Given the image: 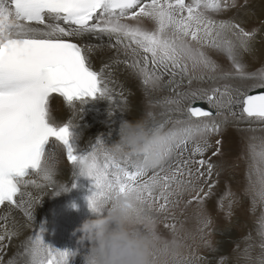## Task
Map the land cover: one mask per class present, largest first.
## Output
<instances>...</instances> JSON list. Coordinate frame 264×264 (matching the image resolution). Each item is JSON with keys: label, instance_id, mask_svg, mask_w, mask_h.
Returning <instances> with one entry per match:
<instances>
[{"label": "snow or ice", "instance_id": "1", "mask_svg": "<svg viewBox=\"0 0 264 264\" xmlns=\"http://www.w3.org/2000/svg\"><path fill=\"white\" fill-rule=\"evenodd\" d=\"M235 6L236 0H0V209L5 210L0 216V253L25 227L11 218L13 208L22 210L29 222L36 219L34 204L39 198L27 189L57 183L61 150L72 166L73 183L53 188L54 195L70 192L79 187L80 177H89L94 182L89 206L98 214L106 209L94 204L132 195L150 204L164 221L175 220L171 208L184 196L189 197L187 205H204L212 197V177L220 165L211 157L222 154V142L213 143L211 136L222 131L229 115L264 123V91L249 94L264 89V67L248 71L242 58L254 51L257 30L215 18ZM86 36L101 42L84 41ZM105 48L115 56L96 70L92 57ZM205 49L223 54L231 69L223 70ZM120 64L146 89L167 88L174 94L163 102L167 118L154 123L153 131L166 139L164 159L155 167L147 156H116L111 151L116 143L109 147L103 139L87 151L78 149L72 120L56 122L51 101L57 96L74 115L79 114L74 102L85 98L119 103L111 70ZM193 81L207 87L192 88ZM197 102L208 107L193 106ZM248 150L247 178L255 211L258 204L264 206V139L250 143ZM209 152L211 157H206ZM219 206L225 207L223 199ZM228 208L230 217L231 202ZM198 215L207 228L210 217ZM164 226L177 232L175 223ZM46 231L39 225V232L19 245L22 259L9 264H69L76 253L51 246ZM257 234L261 252L254 264H264V212ZM205 247L216 251L211 241H205ZM245 258L253 260L248 249ZM182 264L207 260L189 254ZM218 264L229 261L220 257Z\"/></svg>", "mask_w": 264, "mask_h": 264}, {"label": "bare ground", "instance_id": "2", "mask_svg": "<svg viewBox=\"0 0 264 264\" xmlns=\"http://www.w3.org/2000/svg\"><path fill=\"white\" fill-rule=\"evenodd\" d=\"M215 18L233 20L236 23H240L248 31L257 30L256 38L253 42L254 51L252 53H244L242 58L248 65V71H257L264 67V0H236L235 7H231L216 15ZM82 39L94 44L101 42L89 36ZM102 42L107 44L108 38L104 37ZM205 51L217 61L223 70L231 69L230 61L223 54L211 49H205ZM114 56V50L105 48L97 51L92 57L94 68L99 70L103 67L104 63H110ZM120 58L123 59L124 57L121 56ZM111 71L112 79L115 81V92L117 93L115 100L119 101V103L110 102L102 98L78 100L74 103L79 109V114L74 115L73 110L64 104L62 98L57 96L51 101L56 122L66 123L72 120L74 124L72 129L74 134L73 142L78 149L87 151L98 139H103L109 147L117 143L120 138L119 127L125 120L135 121L144 119L150 123H159L167 118L165 116L167 109L163 102L165 98L174 95L169 89H146L141 80L133 76L129 70H126L123 64L114 65ZM167 79L168 77H165V81ZM247 83L251 84L252 81H248ZM182 87H187L186 81ZM197 87H207V84L193 81L192 88ZM121 92L123 93L122 97L119 95ZM168 115H171L173 119L176 118V114L168 113ZM240 122L244 124L236 126L235 124L232 125L229 123L228 126L226 123L222 126L220 133L211 136L213 143L217 139L225 143V148L221 155L211 157L210 152L206 154V157H211L217 165H220L214 169L212 179L216 186L213 189L212 197L204 205L195 203L187 205L186 201L189 197L184 196L180 199L176 207L171 208V214H174L175 220L169 219L168 221H164L162 214L158 216L160 220L159 229L165 237H171L173 233L164 225L166 223L176 224L177 232L186 245V255L202 250L200 247L203 246V243L200 244L195 239L192 244L185 242V237H188L187 228H192L195 232L202 225L201 216L198 215L199 213L210 217L212 222L209 227L212 229L216 230L221 226L220 224L216 226L218 219V216H216L217 201L220 199L218 198L217 192L219 193L221 190L226 191V193L231 192L233 191L232 187L234 185L250 186L247 178L249 168L247 165L250 164L248 142L259 143L260 139H264V128H252L249 125L250 122ZM167 127H172L171 123ZM252 134H258L259 138L251 141L249 136ZM244 146L247 147V150L244 149ZM189 148H191V145H189ZM246 151L248 153L241 154ZM188 155L189 153H185L184 157L187 158ZM195 158L199 159L200 157ZM233 164H242L237 173L236 169L234 170L235 167L233 168ZM71 171L72 166L61 150L59 174L56 176L57 183L52 187L40 189L29 187L27 189L35 197L39 198L34 204V216L36 219L29 222L22 210L15 208L11 210V218L25 225V227L22 229L20 235L14 237L10 243H6L4 252L0 253L3 256L4 264H9V261L13 259H22L19 256V253L22 251L19 245L31 237L34 231L38 233L39 225L41 224L45 225L47 229L45 233L46 242L61 251L76 253V255L69 257V264H85L84 258L88 250V245H81L79 243V238L82 234L76 230L85 220L95 219L99 214L90 208L89 199L85 200V196L87 195L88 197L89 195L90 197L94 191V182L89 177H80L79 187L72 188L70 192L54 195L53 188L59 189L62 184H68L71 187L73 183ZM238 174L241 178L237 176ZM41 183L43 182L41 181ZM234 198L232 195L229 196L226 194L221 199H223V202L228 201V203L231 202L232 204L234 203ZM3 214H5V210L0 209V216ZM212 240L213 236H211Z\"/></svg>", "mask_w": 264, "mask_h": 264}, {"label": "clouds", "instance_id": "3", "mask_svg": "<svg viewBox=\"0 0 264 264\" xmlns=\"http://www.w3.org/2000/svg\"><path fill=\"white\" fill-rule=\"evenodd\" d=\"M153 129L148 120H125L111 151L116 156H147L150 166L159 165L166 139ZM93 207L106 210L76 230L82 234L79 243L88 245L85 264H182L186 245L179 233L162 235L158 216L143 199L117 195L110 203Z\"/></svg>", "mask_w": 264, "mask_h": 264}, {"label": "rangeland", "instance_id": "4", "mask_svg": "<svg viewBox=\"0 0 264 264\" xmlns=\"http://www.w3.org/2000/svg\"><path fill=\"white\" fill-rule=\"evenodd\" d=\"M240 121L250 122L249 125L252 128H264V123L258 121H248L246 119L240 120L237 117H233L231 115L228 116L227 124L228 126L229 123L232 125L235 124L236 126L244 124ZM260 124H262V126H260ZM224 130H226V128H224ZM252 137L259 138L258 134H252L249 136L251 141ZM248 144H250V142H248ZM224 148L225 143H222L221 151H224ZM244 149L247 150V147L244 146ZM245 153H248V151L241 154ZM241 166L242 164L233 166V168L235 167L234 170L236 169V173ZM247 167H249V165H247ZM237 176L239 177L240 175L238 174ZM232 188L233 191H231V195L233 196V198L235 197V200L234 203L231 204L232 215L230 217L227 215V212L229 211L228 201H224L225 207L223 209H221L219 206L221 198L226 196L228 192L226 193V191L224 192V190L219 191V193L217 192L218 198L220 199H218L217 201L218 209L216 208V216H218V219L216 222V226H218L219 224L221 225L218 229L215 230L209 226L207 228H203L202 223L200 229L203 228V232H201L200 229L194 232V229L192 230V228H187L188 237H185V242L187 244H192L193 240L195 239L199 241L200 244L203 243V246L200 247L202 248V250L193 254L206 257L207 264H218L220 257H226L229 261V264H254L255 258L261 252V249L259 247L261 241L257 234V221L261 213L264 212V206L258 204L255 207V211L252 210L253 204L252 194L249 191L250 186L245 187L244 185H234ZM88 197L86 195L85 200H87ZM211 236H213V242L211 241ZM249 236L251 237V239H248ZM205 241H211L216 251H212L211 249L204 247ZM250 245L252 247H249ZM245 249L249 250V253L252 256L253 260L250 261L245 258Z\"/></svg>", "mask_w": 264, "mask_h": 264}, {"label": "water", "instance_id": "5", "mask_svg": "<svg viewBox=\"0 0 264 264\" xmlns=\"http://www.w3.org/2000/svg\"><path fill=\"white\" fill-rule=\"evenodd\" d=\"M260 91H264V89H255V90H253L251 93H249V94H256V93H258V92H260ZM193 106H201V107H205V108H207L208 106L205 104V103H203V102H197V104L196 105H193Z\"/></svg>", "mask_w": 264, "mask_h": 264}]
</instances>
